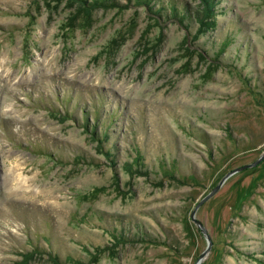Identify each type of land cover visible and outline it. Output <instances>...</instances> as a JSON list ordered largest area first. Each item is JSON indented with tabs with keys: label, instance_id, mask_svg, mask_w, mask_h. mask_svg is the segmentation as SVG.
I'll return each instance as SVG.
<instances>
[{
	"label": "rangeland",
	"instance_id": "1",
	"mask_svg": "<svg viewBox=\"0 0 264 264\" xmlns=\"http://www.w3.org/2000/svg\"><path fill=\"white\" fill-rule=\"evenodd\" d=\"M124 2L0 0V264H195L191 210L264 152V0L198 38L199 0ZM195 216L200 264H264V159Z\"/></svg>",
	"mask_w": 264,
	"mask_h": 264
},
{
	"label": "trees",
	"instance_id": "2",
	"mask_svg": "<svg viewBox=\"0 0 264 264\" xmlns=\"http://www.w3.org/2000/svg\"><path fill=\"white\" fill-rule=\"evenodd\" d=\"M62 1V0H60ZM68 2L69 5H75L78 10H81L83 12H89L95 8L98 7H120L123 4L121 3L122 0H65ZM124 5H128L133 3H136L140 6H145L146 9L151 13L155 14L156 16H162L167 15L169 12V15L174 16L177 20H179L181 23L184 21H188L192 18L189 10H187V7L185 5L180 6L178 8L173 0H169L167 5L159 4L158 8L154 7L153 4H151V0H124ZM216 5L217 0H199V4H197V8L195 10V19L198 23V27L196 29V33L194 36L198 38L200 35L206 33V31L214 26L215 23V17H216ZM129 6V5H128ZM187 26V25H186ZM86 115L84 116L83 121L86 120ZM97 118L94 121V125L88 126V123H84V127H86L87 130H90L89 127H91V133L94 137V140L97 141L101 148L102 153L106 154L107 157L110 158L111 152L108 149H104L103 143L106 142V131L103 132H97ZM137 161V159H136ZM32 256V254H30ZM48 255H51V259L55 262V264H64V259L62 260L59 258L57 254L49 253ZM67 261H72L71 258H65ZM74 262V261H72ZM78 262V261H75Z\"/></svg>",
	"mask_w": 264,
	"mask_h": 264
},
{
	"label": "water",
	"instance_id": "3",
	"mask_svg": "<svg viewBox=\"0 0 264 264\" xmlns=\"http://www.w3.org/2000/svg\"><path fill=\"white\" fill-rule=\"evenodd\" d=\"M264 159V152H262L258 158H256L254 161L250 162V163H247V164H244V165H241V166H238L236 168H233L231 170H229L227 173H225L222 178L219 180V182L207 193L205 194L196 204L195 206L193 207V209L191 210L190 212V219L192 220V222L195 224V226L199 229V231L201 232V234H203V236L205 237L206 241H207V245H206V248L204 249V251L200 254L198 260L196 261L195 264H200L201 263V260L202 258L209 252L210 250V247L212 245V242H211V237L205 227V225L199 220L196 218V212H197V209L204 203L206 202L207 200H209L219 189L220 187L223 185V183L230 177L232 176L233 174L241 171V170H244V169H247V168H251V167H254L256 166L258 163H260L262 160Z\"/></svg>",
	"mask_w": 264,
	"mask_h": 264
}]
</instances>
